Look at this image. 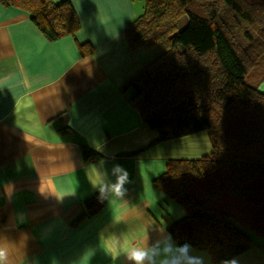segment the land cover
I'll return each mask as SVG.
<instances>
[{
  "label": "crops",
  "instance_id": "obj_1",
  "mask_svg": "<svg viewBox=\"0 0 264 264\" xmlns=\"http://www.w3.org/2000/svg\"><path fill=\"white\" fill-rule=\"evenodd\" d=\"M69 1L79 29L54 42L27 13L0 3L2 264H130L116 240L125 248L154 244L183 215L152 181L168 160L211 152L205 132L159 142L123 91L159 55L156 47L129 50L124 33L137 15L134 0ZM258 90L264 93V80ZM83 148L101 159L85 162ZM116 164L128 173L123 196L102 199L100 210L77 222L99 193L89 166L110 173ZM260 240L230 261L264 264Z\"/></svg>",
  "mask_w": 264,
  "mask_h": 264
},
{
  "label": "trees",
  "instance_id": "obj_2",
  "mask_svg": "<svg viewBox=\"0 0 264 264\" xmlns=\"http://www.w3.org/2000/svg\"><path fill=\"white\" fill-rule=\"evenodd\" d=\"M0 3L27 13L50 42L79 29L69 0ZM124 36L129 50H159L123 87L141 122L159 142L205 132L211 147L199 159L168 160L152 181L185 212L167 235L212 264L243 255L264 238V0H144ZM102 206L96 193L77 222Z\"/></svg>",
  "mask_w": 264,
  "mask_h": 264
},
{
  "label": "clouds",
  "instance_id": "obj_3",
  "mask_svg": "<svg viewBox=\"0 0 264 264\" xmlns=\"http://www.w3.org/2000/svg\"><path fill=\"white\" fill-rule=\"evenodd\" d=\"M90 183L96 188L102 199L121 197L125 192L124 185L128 182V173L116 164L107 170L98 169L90 165L87 169ZM110 176L113 179H110ZM118 255H123L130 264H204L201 256L193 254L190 244L177 245L170 235L162 234V238L154 244L143 246L132 244L125 248L123 240H116ZM4 253L0 252V264L3 262ZM223 264H234V261H224Z\"/></svg>",
  "mask_w": 264,
  "mask_h": 264
},
{
  "label": "rangeland",
  "instance_id": "obj_4",
  "mask_svg": "<svg viewBox=\"0 0 264 264\" xmlns=\"http://www.w3.org/2000/svg\"><path fill=\"white\" fill-rule=\"evenodd\" d=\"M143 4H144V0H134L133 1V9L135 10L136 9V11H137V15H136V17H138V16H140L141 14H142V12H143ZM183 25H184V23H182ZM181 207V206H180ZM181 209L183 210V208L181 207ZM181 211V210H180ZM184 211H183V215H184ZM182 215V216H183ZM181 216V217H182ZM178 218H180V217H177L176 219H178ZM259 241H261L260 240V238L259 237H254L253 238V242H259Z\"/></svg>",
  "mask_w": 264,
  "mask_h": 264
}]
</instances>
